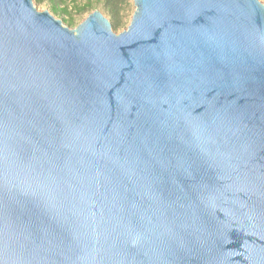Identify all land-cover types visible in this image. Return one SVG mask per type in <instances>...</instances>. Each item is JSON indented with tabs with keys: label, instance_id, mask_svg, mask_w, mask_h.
Instances as JSON below:
<instances>
[{
	"label": "water",
	"instance_id": "1",
	"mask_svg": "<svg viewBox=\"0 0 264 264\" xmlns=\"http://www.w3.org/2000/svg\"><path fill=\"white\" fill-rule=\"evenodd\" d=\"M132 1L0 0V264H264V3Z\"/></svg>",
	"mask_w": 264,
	"mask_h": 264
},
{
	"label": "trees",
	"instance_id": "2",
	"mask_svg": "<svg viewBox=\"0 0 264 264\" xmlns=\"http://www.w3.org/2000/svg\"><path fill=\"white\" fill-rule=\"evenodd\" d=\"M43 0H35V3L39 4ZM101 3V7L107 14L108 20L111 23V27L117 30L124 24L123 21V5L124 0H96ZM93 0H85L82 4H76L74 11L80 12L85 9L92 10ZM49 11L61 18L62 22L68 26L73 24V18L71 17V10L73 7L68 6L63 0H48Z\"/></svg>",
	"mask_w": 264,
	"mask_h": 264
},
{
	"label": "rangeland",
	"instance_id": "3",
	"mask_svg": "<svg viewBox=\"0 0 264 264\" xmlns=\"http://www.w3.org/2000/svg\"><path fill=\"white\" fill-rule=\"evenodd\" d=\"M63 1H65V3H67L68 6L73 7V9H70L71 10V17L73 18V24L71 26H69L71 28H74L79 22H81L88 15L89 12L93 11L94 9L100 10L104 14V16L107 17V14L104 12V10L101 7V3L96 1V0H93L94 3H93L92 10L85 9V10H82L80 12L74 11V6L76 4L84 3L85 0H63ZM260 1L262 3H264V0H260ZM32 2L34 4V6L38 10L46 9V10L49 11L48 0H43L39 4L35 3V0H32ZM123 8H124V10H123V14H124L123 21H124V24H122L121 27H119L117 30H115L116 32L121 31L122 29H124L128 25V23L130 21V18L132 16V13H133V11L135 9L133 1L132 0H124ZM55 17L61 19L58 16H55Z\"/></svg>",
	"mask_w": 264,
	"mask_h": 264
}]
</instances>
